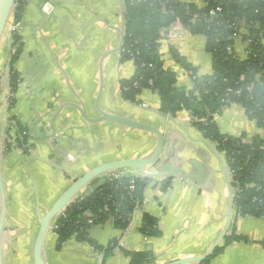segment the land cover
<instances>
[{
  "label": "crops",
  "instance_id": "0c3cea01",
  "mask_svg": "<svg viewBox=\"0 0 264 264\" xmlns=\"http://www.w3.org/2000/svg\"><path fill=\"white\" fill-rule=\"evenodd\" d=\"M49 1L55 7L51 16L43 12V0H30L20 27L24 48L14 65L19 85L13 94V115L26 134V143L20 142L16 129L8 133L5 128L12 49L7 38L0 44V215L4 196L8 210L3 248L11 233L10 247L18 249L10 259L4 249L5 264H24L26 260L33 264L39 216L81 176L107 163L150 157L156 149L154 134L108 122L87 123L73 104H83L91 118L100 116L98 104L107 113L157 127L166 138L164 162H173L192 176L152 179L128 229H117L110 220L90 229L92 239L103 247L117 240L128 251L151 253L157 264L205 255L226 223L229 182L233 199L235 194L225 155L193 127L189 112L176 117L162 114L157 91L144 89L138 103L122 97L120 81L133 76L135 65L123 61L122 50L117 51L124 26L120 0ZM180 1L205 6L203 0ZM241 32L247 34L244 28ZM161 35L165 66L177 73L180 90H192L193 80L172 59L171 48L186 57L198 75L212 74L205 36L190 33L179 22ZM244 35L234 44L241 60L249 55ZM215 120L222 134L244 137V142L256 135L264 137L263 129L240 105L224 108ZM100 180L96 178L92 184ZM166 180L171 184L163 190L161 184ZM144 214L158 220L159 236L146 237L140 232ZM233 226L247 240L227 245L210 264H264V217L242 216L234 207L227 236ZM57 241L56 233L50 232L45 246L48 264L130 263L120 251L106 256L89 242L75 238L58 249Z\"/></svg>",
  "mask_w": 264,
  "mask_h": 264
},
{
  "label": "trees",
  "instance_id": "16d2710c",
  "mask_svg": "<svg viewBox=\"0 0 264 264\" xmlns=\"http://www.w3.org/2000/svg\"><path fill=\"white\" fill-rule=\"evenodd\" d=\"M124 2L126 34L122 60L132 61L135 72L131 78L120 81L122 97L138 103L141 92L152 89L158 92L162 114L176 117L182 111L189 112L193 127L214 144L219 153L225 154L233 178L235 209L242 216L264 217V137L256 135L244 142V137L222 134L215 120L224 108L237 104L259 128L264 129V0H203L204 7L180 0ZM27 3V0L17 1L12 21H22ZM176 22L194 35L205 36L207 51L212 57V74L200 76L186 57L171 48L172 59L192 77L190 91L177 87L178 75L165 66L161 49V33ZM243 28L247 30L245 35L241 32ZM241 35L248 44L249 55L245 60L239 59L234 52L235 40ZM10 41L9 86L14 94L19 85L14 65L24 45L20 32H15ZM15 104L16 99L12 97L9 113L13 112ZM11 120L16 121L20 133L24 132L14 115ZM20 142L26 143L25 138ZM151 180L134 174L106 177L101 187L87 197L78 198L57 217V248L61 249L67 241L75 238L89 242L95 251L106 256L120 251L130 258L129 264H153L155 258L151 253L128 251L120 247L117 240L103 247L90 236L93 226L110 220L117 229L127 230L135 212L144 203L145 190ZM170 184L171 180L163 181L162 189L166 190ZM140 232L146 237L159 236L158 220L144 214ZM246 240L233 226L224 245L200 264H210L211 259L232 242Z\"/></svg>",
  "mask_w": 264,
  "mask_h": 264
},
{
  "label": "water",
  "instance_id": "95a60500",
  "mask_svg": "<svg viewBox=\"0 0 264 264\" xmlns=\"http://www.w3.org/2000/svg\"><path fill=\"white\" fill-rule=\"evenodd\" d=\"M18 0H0V44L3 39L6 38L8 33L9 24L11 17L13 15L14 8ZM122 9V20H123V30L121 34V42L118 47V52L123 48L125 34H126V20H125V2L120 0ZM72 107L76 108L83 119L90 124H99L103 122L112 123L127 129H132L141 132L152 133L156 136V149L150 157L137 158V159H127L122 161H115L101 165L91 171L85 173L77 181H75L54 203L50 210L45 215L39 216V230L35 239L33 247V264H48L45 254V246L48 235L50 232L56 230V220L57 217L62 214L73 202H75L80 196H89L95 189L101 187L104 184V179L108 177L111 173H118L120 175L134 174L130 170H135L137 176H143L150 179H171L174 177H179L181 175L187 174L186 171L179 167V165L173 162H164V151L166 145V138L164 133L155 126L146 124L144 122L132 119L129 117L122 116L120 114L107 113L102 111L98 104L96 105L97 111L100 116L96 118H91L87 109L83 104L75 105ZM55 138V134H53ZM214 153L219 157V153L213 148ZM61 153H65L61 151ZM225 173L228 175V170L226 169L224 163H222ZM157 166L154 170L151 167ZM101 178L97 185H93V181L96 178ZM186 177L191 178V175H186ZM230 187V204L226 213V223L224 229L211 249L203 256L200 257H190L185 259H180L172 263L165 264H200L206 259L214 255L217 248H219L223 241L225 240L230 226L233 220L234 213V202H233V191L232 185L229 182ZM7 204L6 198L3 196V205L0 215V264H5L4 260V248L3 239L5 234V222L7 217Z\"/></svg>",
  "mask_w": 264,
  "mask_h": 264
},
{
  "label": "built area",
  "instance_id": "2783aa9c",
  "mask_svg": "<svg viewBox=\"0 0 264 264\" xmlns=\"http://www.w3.org/2000/svg\"><path fill=\"white\" fill-rule=\"evenodd\" d=\"M30 0H27V2H29ZM55 7L54 5L51 3V1H46L43 5V12L48 15V16H51L53 11H54ZM217 11H221V9H217ZM212 15H215V12H212ZM20 27H21V22H17V21H10V24H9V28H8V33L6 34V38L8 41L11 40L12 38V35L15 33V32H20ZM13 97V94L10 92L9 95H8V101H7V112H6V118H7V122L5 123V128H6V131L10 130L12 131L13 129H16L19 133V138H23L26 134L25 132H22L20 133L17 126H16V121H13L11 120V117L13 115V112L12 113H9L8 112V107H9V101L10 99ZM10 128V129H9ZM9 131V132H10ZM5 136L7 137V133L5 132ZM110 175H118V173H111ZM80 197H83V196H80ZM79 197V198H80ZM153 264H157L156 263V260H154V263Z\"/></svg>",
  "mask_w": 264,
  "mask_h": 264
},
{
  "label": "rangeland",
  "instance_id": "374dc122",
  "mask_svg": "<svg viewBox=\"0 0 264 264\" xmlns=\"http://www.w3.org/2000/svg\"><path fill=\"white\" fill-rule=\"evenodd\" d=\"M4 40V41H3ZM2 40V43H4L5 42V39H3ZM126 62H129V61H126ZM263 131H264V129H263ZM144 144H145V142H144ZM143 144V145H144ZM143 145H141V146H143ZM225 155V154H224ZM225 159V158H224ZM14 234H16V233H14ZM8 235V233H6V236ZM8 238H7V242H6V244H5V247H4V249H5V252H6V259H10L11 257H12V255H13V253L15 254L16 252H17V250L18 249H11V247H10V242H9V240L10 239H12L11 237V233L9 234V236H7ZM17 254V253H16ZM24 264H30V261L28 262L27 260H26V262L24 263Z\"/></svg>",
  "mask_w": 264,
  "mask_h": 264
}]
</instances>
